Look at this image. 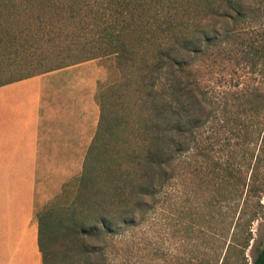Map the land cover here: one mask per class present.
<instances>
[{"label":"trees","instance_id":"trees-1","mask_svg":"<svg viewBox=\"0 0 264 264\" xmlns=\"http://www.w3.org/2000/svg\"><path fill=\"white\" fill-rule=\"evenodd\" d=\"M107 56L123 72L121 104L109 111L100 99L82 174L37 213L43 264H55V248L65 264H96L89 239L124 234L158 211H173L180 232L187 175L194 197L218 193L219 231L211 245L209 228L193 221L199 255L169 262L249 264L252 225L264 213V137L251 162L264 90L234 73L264 74V0H0V85ZM106 133L109 146L100 143ZM226 207L240 212L227 245ZM252 264H264V246Z\"/></svg>","mask_w":264,"mask_h":264},{"label":"crops","instance_id":"crops-1","mask_svg":"<svg viewBox=\"0 0 264 264\" xmlns=\"http://www.w3.org/2000/svg\"><path fill=\"white\" fill-rule=\"evenodd\" d=\"M99 58L0 85V264H43L37 213L83 172L101 119ZM23 183V192L19 190Z\"/></svg>","mask_w":264,"mask_h":264},{"label":"rangeland","instance_id":"rangeland-1","mask_svg":"<svg viewBox=\"0 0 264 264\" xmlns=\"http://www.w3.org/2000/svg\"><path fill=\"white\" fill-rule=\"evenodd\" d=\"M253 4H255V1H251V5ZM99 59L101 63L104 64L108 69L107 82L102 83L99 89V101L102 98L106 102V110L112 105L119 107L121 102L119 99L117 86L118 82L123 79L122 69L117 66L114 56L99 57ZM50 66L53 65H47V67L43 66V69ZM260 68L261 65H259L258 69ZM31 70L36 71L40 69L36 66H32L30 71ZM243 72L245 78L241 80H238L239 73H234L236 76L235 81H240V83L247 81L250 85V88L259 86L262 90H264V74L261 73V71H254V69L248 67ZM243 86V84L237 87L234 86V89H241ZM127 100L131 99L128 98ZM111 109L112 108H110L109 111H111ZM258 135L259 138H257L253 144V147L255 148V154L251 159L252 163H255L258 154L261 153L260 151L264 137V128H262V125ZM224 136L225 135L223 133H219V137H222L220 138L221 143L225 142L223 139ZM107 137L108 134L106 133L100 142L104 146H109L113 143ZM234 142L235 139L233 138L232 143ZM235 150H237L236 154L238 157H240L243 153L241 149L238 150V148H236ZM230 154L231 152H228L225 157L227 158ZM233 161L234 160L231 157L230 162ZM247 176L250 177V173H247ZM185 177L187 181L185 189V206L181 216L182 224L180 227V232H174V220L172 218L175 213H173V211H158L157 213L152 214L150 220L129 229L124 234L117 235L115 237L89 239V242L92 245H96L98 247L97 252L93 253L92 255V261L96 264H175L174 262H169V259L173 258L175 255L181 258L190 255L196 258L199 253L195 249L197 244L200 242V239L196 232L192 233L188 232L187 230V226L193 221L196 228H200L202 226L206 229L209 228L210 233L213 234L209 236V242L212 245L219 231V225L216 226V220L218 217V212L216 211V198L218 193L212 188H204L200 191V194L197 198L200 199L202 206L204 204L210 205V210L207 212L205 207L200 208V206L197 205L198 201H193L195 202V205L192 202V200L197 198L193 196V192L190 190V176L187 175ZM4 185H7V191L11 193L8 198V205H11L13 204L11 203L13 191L15 195V193H17L18 184L0 183V202L4 199L2 194ZM19 186H21L19 190L23 192V183H21ZM70 192L71 197L76 196V187L74 189L73 186ZM189 198L191 202L188 201ZM262 203L264 205V195L262 198ZM225 212L226 214L224 215V224L226 225L227 229L225 232L224 241L227 245L231 241L235 228V222L240 212L234 214L232 209L229 207L225 208ZM206 218H208L209 221H207ZM60 226V224L54 223L52 229H58ZM252 231L253 239L250 242V246L246 250V256L248 257L249 264H252L257 250L264 246V213L259 219L253 222ZM207 239L204 240L206 241ZM55 244L60 245L59 241H57ZM64 257L65 255L62 252V249H54L55 264H65L63 263L65 260Z\"/></svg>","mask_w":264,"mask_h":264}]
</instances>
